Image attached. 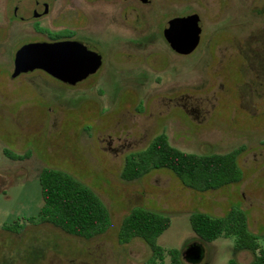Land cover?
Wrapping results in <instances>:
<instances>
[{"label": "rangeland", "instance_id": "obj_1", "mask_svg": "<svg viewBox=\"0 0 264 264\" xmlns=\"http://www.w3.org/2000/svg\"><path fill=\"white\" fill-rule=\"evenodd\" d=\"M13 1L0 0V264H148L151 252L144 242L118 241L122 221L138 208L170 220L157 239L164 250L181 255L197 243L204 249L199 264L232 259L250 264L253 255L236 253L233 239L203 242L189 221L194 213L221 218L242 209L264 247V58L254 60L258 79L247 73L245 80L242 70L253 60L246 49L245 55L239 52L226 30L243 16L237 3L151 0L150 7L129 3L121 10L106 0L57 2L55 14L61 7L62 12L55 24L62 26L61 34L103 56L95 75L67 87L40 71L12 77L16 53L39 41L18 33L20 25L7 10ZM256 6V18L263 20L264 0H256ZM190 14L202 23L200 43L192 54L179 56L161 31L169 19ZM46 26L55 29L51 19ZM241 98L248 100L245 107ZM162 132L187 153L226 154L249 147L238 160L242 181L198 193L165 169L123 180L126 157ZM5 150L28 158L10 159ZM44 168L71 175L100 197L111 219L105 234L82 240L49 225L15 233L1 229L16 219L37 217ZM163 264H170L168 257Z\"/></svg>", "mask_w": 264, "mask_h": 264}, {"label": "trees", "instance_id": "obj_2", "mask_svg": "<svg viewBox=\"0 0 264 264\" xmlns=\"http://www.w3.org/2000/svg\"><path fill=\"white\" fill-rule=\"evenodd\" d=\"M240 150L226 154L200 155L183 152L170 144L166 133L152 138L142 151L129 154L121 173L123 180H139L153 171L168 170L188 189L198 193L216 191L241 182L243 174L238 165ZM4 155L13 160H25L5 150ZM42 206L37 217L19 218L1 229L19 232L27 226L49 225L67 236L90 240L105 234L111 225L110 214L91 189L71 175L52 168L39 174ZM194 234L203 242L233 239L236 253L248 251L253 255L250 264H264V247L250 231L248 218L242 209H232L226 216L212 218L203 213L189 217ZM170 227V220L163 214L138 208L122 221L118 241L129 244L133 240L144 242L151 252L148 264H163L166 257L170 264H184L176 250L166 251L157 245V239ZM228 264H240L232 259Z\"/></svg>", "mask_w": 264, "mask_h": 264}, {"label": "water", "instance_id": "obj_3", "mask_svg": "<svg viewBox=\"0 0 264 264\" xmlns=\"http://www.w3.org/2000/svg\"><path fill=\"white\" fill-rule=\"evenodd\" d=\"M147 3L148 0H139ZM202 23L196 15L175 18L164 26L163 35L177 54L187 56L199 45ZM101 66L99 53L75 42L38 43L22 47L15 55L12 77L42 70L68 85H75ZM185 264H199L204 257L200 244H190L181 254Z\"/></svg>", "mask_w": 264, "mask_h": 264}, {"label": "flooded vegetation", "instance_id": "obj_4", "mask_svg": "<svg viewBox=\"0 0 264 264\" xmlns=\"http://www.w3.org/2000/svg\"><path fill=\"white\" fill-rule=\"evenodd\" d=\"M106 1H107L106 3L109 4V6H110V4H112V5H115L117 7H120L121 10L123 9L122 7H125L129 3H138L139 5H141L143 7H150L152 4L151 0H148L147 3H142L139 0H106ZM230 1H235L237 3V9H238V11L239 10L241 11V13H239V14L240 15L243 14V16H241V18H239V19H237V18L233 19L232 18L233 20L231 21L230 26L226 30H227L228 34L232 36L234 42L238 46V48L240 50L239 52L244 54V51H247L248 56H251V58L253 60L251 63L248 62V65H247L248 70L247 69L242 70L243 78L246 80L245 75L247 73H249V74L254 75L253 77L255 79H258L259 73L256 75V73L259 72L258 67H257V69H255L253 67V64H254V60L256 57L262 56L264 58V18H263V20H258V18H259L258 13H257V7L258 6H256V0H230ZM57 2L61 3V5H62V0H52V1H49V0H15L12 2V4L10 6H8L7 10H8V12L11 13L12 20H13L12 22L16 21L17 23H19L20 28H18V33L21 36L27 37V38H29L31 36L30 38H32L33 40H39V41L31 43V44H38V43H50L51 44V43H59V42H75V43L86 44L85 42L74 39L73 36L62 35V34H64V30L62 29V26L55 24L56 23L55 19L58 17V14L60 15L62 12V7H61L60 11H58V13L55 14L54 7H55V3H57ZM87 2L89 4L93 3V2H89V1H87ZM113 3H117V5L113 4ZM24 5L28 6V8L26 10H24V7H23ZM83 13L86 15H89L88 13H85V12H83ZM191 15L192 14L187 15V16H191ZM90 16H92V15H90ZM182 17H186V16H182ZM182 17L175 16V17L169 19L167 22H169L170 20H173L175 18H182ZM256 17H258V18H256ZM44 18H45L46 22L51 19L52 26L55 29H51L48 26H46V22L40 23V21ZM30 22H32L34 24L33 27L29 26ZM163 30H164V27H163ZM163 30L161 31V35H162V38L164 39V41L166 42L164 35H163ZM141 42H143V41H140L139 43H141ZM166 44L172 53L179 55V54L175 53L169 47L167 42H166ZM86 45L88 46V44H86ZM243 49H246V50L243 51ZM97 53H99V52H97ZM100 56H101L100 68L94 74L89 75L87 78L76 83L75 85H68L64 82H61V81L55 79L54 77L50 76L49 74H47L46 72H44L42 70H34L33 72L40 71V72L44 73L45 75L49 76L50 78H52L53 80L58 81L59 83H61L64 86L76 87L78 84L83 83L88 78L95 75L101 69V67L103 65V56L101 54H100ZM179 56H183V55H179ZM12 65H13L12 69H14V60H13ZM257 65H258V63H257ZM260 72H261V70H260ZM29 73H32V72H29ZM242 102H243L242 106L245 107V104H246V102H248V100L245 101V98H244V99H242ZM248 148L240 146L237 149H235V150L241 151L239 158H241V156L244 155L245 151ZM214 149H222V148L220 146L219 147L217 146V148L215 147ZM239 158H238V160H239ZM238 165H239V162H238ZM239 168H241L240 165H239Z\"/></svg>", "mask_w": 264, "mask_h": 264}]
</instances>
